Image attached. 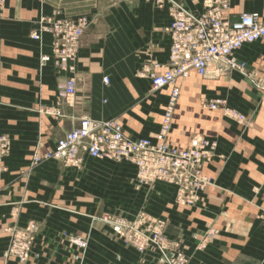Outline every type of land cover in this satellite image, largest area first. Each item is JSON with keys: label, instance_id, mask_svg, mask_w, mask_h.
I'll list each match as a JSON object with an SVG mask.
<instances>
[{"label": "crops", "instance_id": "obj_1", "mask_svg": "<svg viewBox=\"0 0 264 264\" xmlns=\"http://www.w3.org/2000/svg\"><path fill=\"white\" fill-rule=\"evenodd\" d=\"M178 1L198 13L205 0ZM242 12L264 17V0H231L229 18ZM81 16L88 25L77 44L75 95L67 101L68 74L52 62H39L40 54H50V35L34 40L31 34L39 19ZM169 23L167 5L159 8L153 0H5L0 9V133L10 147L1 157L0 264H19L2 254L11 230L30 220L38 227L32 252L39 257L33 264H154L151 253L141 258L132 244L93 217L133 218L140 211L163 222L166 237L190 255L188 264H264V38L234 52L245 63L244 75L232 70L228 77L198 80L190 73L180 85L168 143L184 148L194 138L216 142L203 168L210 184L194 206L175 204L171 184L137 185L136 168L128 162L84 156L79 168L54 160L30 164L36 147L40 152L53 147L83 116L117 119L131 138L154 137L168 91L151 92L148 75L161 73L167 64ZM103 76L109 78L107 85ZM220 98L245 122L202 105ZM56 106L60 117L51 113ZM211 229L213 238L199 248ZM64 233L87 240L81 263Z\"/></svg>", "mask_w": 264, "mask_h": 264}, {"label": "built area", "instance_id": "obj_2", "mask_svg": "<svg viewBox=\"0 0 264 264\" xmlns=\"http://www.w3.org/2000/svg\"><path fill=\"white\" fill-rule=\"evenodd\" d=\"M4 0H0V6ZM163 8L167 5L170 23L165 28L170 38L168 61L161 73H149L150 91L169 90L168 100L163 109L160 129L151 138H131L117 119L80 118L78 125L59 137L54 146L42 152L36 147L30 158L31 165L54 160L65 167L79 168L84 156L108 159L114 162H128L136 168V179L141 185H153L156 182L176 187L175 202L188 206L198 198V192L210 184L203 174V164L215 149V141L206 138H194L190 146L178 148L168 143L171 118L180 92V84L191 72L200 77L208 74H224L230 70L244 72L245 66L237 61L234 52L244 44L264 38V17L254 12H242L231 20L229 11L231 0H205L201 12L187 9L178 0H153ZM88 25L85 17L77 20L42 18L38 21L31 38L39 40L42 34L51 37L50 54H40V65L52 62L54 67L68 76L64 82V96L70 101L75 95V58L78 39ZM241 72V73H242ZM107 85L109 78L102 77ZM222 99L203 101V106L216 109L223 105ZM55 117H60L58 106L51 108ZM232 119L241 122L243 117L234 110L224 109ZM44 112H49L45 110ZM9 139L0 134V172L1 157L9 149ZM101 220L126 242L139 252L153 250L160 255L168 254L169 243L163 231V222L138 213L126 218L106 213ZM37 230L35 221H29L13 235L14 239H30ZM82 247V238L67 235ZM22 250L13 244L7 253L19 255L23 264L28 247ZM174 264H181L175 262Z\"/></svg>", "mask_w": 264, "mask_h": 264}, {"label": "rangeland", "instance_id": "obj_3", "mask_svg": "<svg viewBox=\"0 0 264 264\" xmlns=\"http://www.w3.org/2000/svg\"><path fill=\"white\" fill-rule=\"evenodd\" d=\"M4 2H5V0L2 2V4H1V6H0V9H2V7H3V4H4ZM81 17H85V16H81ZM86 18V17H85ZM87 19V18H86ZM40 20V19H39ZM238 61V60H237ZM239 62H241V63H243L244 64V66H245V63L244 62H242V61H239ZM231 71L232 70H230V71H227V72H225L224 74H221V75H216V74H210V75H208V77L209 78H214V79H217V78H220V77H228L229 76V74L231 73ZM233 71H237V72H239L240 74H242V75H244L245 74V70H244V72H242V71H239V70H233ZM242 72V73H241ZM194 74V72H191V74ZM190 74V75H191ZM198 76V75H197ZM190 77V76H189ZM207 77V78H208ZM198 78V80H202V79H204V78H202V77H197ZM184 81H186V80H184ZM183 81V82H184ZM182 84V83H181ZM180 84V85H181ZM180 90V89H179ZM168 92H169V90H167ZM180 95V94H179ZM178 98H179V96H178ZM178 98H177V100H176V103H175V106H176V104H177V101H178ZM221 99V98H220ZM222 100H224L225 101V106H227V104H226V100L225 99H222ZM174 106V107H175ZM222 106V105H221ZM220 106V108H218V109H221V111H222V114L223 115H225L227 118H229V116H227L226 114H224V112H223V110H222V107ZM213 110V109H212ZM173 113H174V110H173ZM229 119H231V118H229ZM246 119V118H245ZM232 120V119H231ZM235 121V120H234ZM237 122V121H236ZM242 123H244V122H242ZM195 136V135H194ZM194 136L192 137V138H194ZM199 137H203V136H200L199 135ZM191 139H190V141H189V144H188V146H190V144H191ZM215 141V140H214ZM216 143V142H215ZM188 146H186V147H188ZM215 147H216V145H215ZM214 151V150H213ZM213 151L211 152V156H210V158L208 159V160H206L205 162H204V164H203V168H204V165L208 162V161H210L211 160V158H212V156H213ZM61 164V163H60ZM63 165V164H62ZM64 166V165H63ZM81 166H82V164H81ZM203 174H204V172H203ZM205 175V174H204ZM135 182H136V184L137 185H139V186H141V184L138 182V180L136 179V175H135ZM208 186V185H207ZM207 186H205L204 187V189L207 187ZM203 189V190H204ZM203 190H201V192L203 191ZM201 192H198V198H197V200L195 201V203H193V204H191V205H188V207H190V206H194L199 200H200V198H201ZM175 204H178V203H176L175 202ZM179 205V204H178ZM180 206H182V205H180ZM186 207V206H185ZM138 213H144L143 211H140V212H138ZM137 213V214H138ZM106 214V213H105ZM110 214V213H109ZM145 214V213H144ZM103 215L104 214H96V215H93V217H96V221L97 222H99V223H102V224H106V223H104L102 220H101V218H103ZM113 215H116V214H113ZM118 216V215H117ZM31 221V220H30ZM33 221V220H32ZM106 225H108V224H106ZM109 226V225H108ZM110 227V226H109ZM20 228H22V227H14L12 230H11V237H10V241H9V243H8V245H7V247H6V249L4 250V252H3V254H2V258L4 259V260H8V259H10V258H12L13 260H16L19 264H23V262L22 261H20V258H19V255L18 254H15V253H10V255L7 253V251H9L8 249H11L12 248V246H13V244L15 243V245L17 244V250H22V249H24L23 248V245H20L19 243H26L27 244V247H28V250H27V253H26V255H25V259H26V262H28V263H30V264H33V261L36 259V258H38L39 256L36 254V253H33L32 252V243H33V240H34V235H35V233L37 232V230L33 233V235H32V238H30V239H20V240H17V239H14L13 238V235H15V233L16 232H18V230L20 229ZM37 229H38V227H37ZM65 234H67V235H70V234H68V233H64L63 235L66 237L65 238V240L67 241V243L70 245V246H75L77 249H78V251H77V254H75V259L76 260H78L80 263L82 262V260H83V258H84V255H85V250H86V247H87V240L86 239H84V238H82L81 239V241H83L84 242V245L82 246V247H80L79 245H77L76 244V242H75V240H73V239H69V238H67V236L65 235ZM214 234H215V231L213 230V229H211V230H207L206 232H205V234L203 235V237H202V239L200 240V242H199V244H198V247L199 248H203L212 238H213V236H214ZM167 238V241H168V243H169V248H168V254H166V255H160L159 253H156L155 251H153V250H148V251H145V252H139L137 249V251L139 252V254H140V256H141V258H145L146 257V254L147 253H151V255H150V258H151V260L154 262V264H174L175 262H181V264H188L189 263V261H190V255H188V254H186L185 253V251L181 248V247H179L178 245H177V243H175L173 240H171V239H169L168 237H166ZM124 242H126L125 240H123ZM126 243H128V242H126Z\"/></svg>", "mask_w": 264, "mask_h": 264}, {"label": "bare ground", "instance_id": "obj_4", "mask_svg": "<svg viewBox=\"0 0 264 264\" xmlns=\"http://www.w3.org/2000/svg\"><path fill=\"white\" fill-rule=\"evenodd\" d=\"M188 9V8H187ZM212 74H214V73H212ZM208 75H210V74H208ZM207 75V76H208ZM206 77V76H205ZM180 87V86H179ZM179 94H180V92H179ZM203 105V104H202ZM222 107V110H223V112H224V114H226L225 113V111H224V109L226 108V109H229V110H234V111H236V112H238L239 114H241L242 115V117H243V120L240 122V123H242V122H245V116L241 113V112H239V111H237L236 109H234V108H230V107H228V106H225V101H224V103H223V105L221 106ZM175 108V107H174ZM218 108H220V107H218ZM218 108H216V109H218ZM174 110V109H173ZM213 110H215V109H213ZM227 115V114H226ZM172 116H173V114H172ZM228 116V115H227ZM229 118H231L230 116H229ZM232 119V118H231ZM232 120H235V119H232ZM235 121H237V120H235ZM171 122H172V118H171ZM238 122V121H237ZM170 126H171V124H170ZM159 129H160V124H159ZM159 129H158V131H159ZM1 134V133H0ZM1 135H4V134H1ZM6 136V135H5ZM167 136H168V134H167ZM151 140H153V139H151ZM9 147H10V142H9V145H8ZM91 158V157H90ZM98 159V158H97ZM30 264V263H29Z\"/></svg>", "mask_w": 264, "mask_h": 264}]
</instances>
